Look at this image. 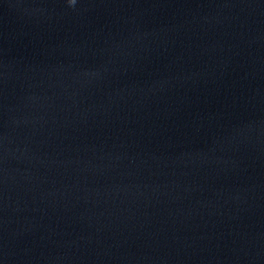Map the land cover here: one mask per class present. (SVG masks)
Here are the masks:
<instances>
[{
	"label": "clouds",
	"instance_id": "1",
	"mask_svg": "<svg viewBox=\"0 0 264 264\" xmlns=\"http://www.w3.org/2000/svg\"><path fill=\"white\" fill-rule=\"evenodd\" d=\"M71 2H74V0H70V3H71Z\"/></svg>",
	"mask_w": 264,
	"mask_h": 264
}]
</instances>
